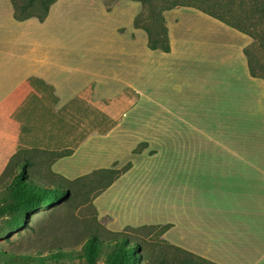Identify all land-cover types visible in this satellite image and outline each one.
Returning a JSON list of instances; mask_svg holds the SVG:
<instances>
[{"label":"crops","instance_id":"0c3cea01","mask_svg":"<svg viewBox=\"0 0 264 264\" xmlns=\"http://www.w3.org/2000/svg\"><path fill=\"white\" fill-rule=\"evenodd\" d=\"M141 10L138 0H115L110 6L103 0H55L42 22L17 21L10 1L0 0V175L20 150L49 153V172L67 181L116 171L93 200L99 217H111L106 229L114 233L140 224L133 218L118 224V216L110 209L100 213L96 201L109 194L128 209L151 199L142 193L160 190L133 180L141 166L128 161L141 155L137 148L151 136L163 161L202 163V175L206 170L209 178L232 177L257 188L264 177V169H258L263 159L243 154L241 139L227 138L206 118L212 112V120L228 121L219 111L238 107L231 97L240 79L251 88L264 87L248 74L242 49L250 38L195 8L176 7L163 12L169 51L151 50L145 31L133 27ZM249 110L255 125L247 137L263 145L264 92ZM209 147L217 152L205 153ZM120 163L130 166L120 171ZM252 169L263 171L259 176ZM186 210L155 222L169 223L174 247L211 264H240L239 255L250 264L260 261L262 256H248L253 252L241 243L240 254L228 256L201 241L195 213L187 205ZM178 231L185 237L172 236Z\"/></svg>","mask_w":264,"mask_h":264},{"label":"rangeland","instance_id":"374dc122","mask_svg":"<svg viewBox=\"0 0 264 264\" xmlns=\"http://www.w3.org/2000/svg\"><path fill=\"white\" fill-rule=\"evenodd\" d=\"M14 1L19 8L26 6V14L39 16L43 14V3L47 0ZM114 1L103 0L106 6H110ZM161 1L163 5H168L169 1L174 0H146L148 4L146 3L147 10L143 18V25L150 29H153V21L149 15L150 7L161 3ZM175 1L178 4L188 3L201 8H207L214 3L216 7L219 4L220 7L215 10L216 13L224 15L233 23H239L244 29L260 31L252 24V21L257 17L253 15V0ZM218 27L223 28L222 26ZM250 50L254 58L259 63L264 64V48L256 46ZM230 80L227 77V83ZM261 81L264 83L263 80ZM238 86L237 92L231 97L235 98L238 103L236 110H229L225 113L222 108L219 111L222 116L225 114L228 121L212 120L216 114L210 112L206 116L207 119L209 118L208 124L213 126L214 130L225 131L227 138L241 139L243 154L256 153L259 161L263 159L264 162V144L253 145V142L247 137L251 125H255L249 109L251 106L254 109L256 104L261 101L264 87L258 84L251 88L243 78L240 79ZM234 124L240 126L242 130L235 128ZM146 141L137 148L136 152L141 155L129 157L128 161L141 166L140 174L137 169L133 168L134 172L137 171L138 174L135 173L136 176L131 178L135 181H146L150 187L155 186L160 190L142 193L144 197L151 199L143 201V204L136 202L128 204V209H122L119 202L111 201L109 194L98 199L96 201L98 211L102 213L106 209L112 210L119 218L118 224L130 218L135 219V221L138 220L136 223L140 224V226L127 227L121 232L115 233L106 229V224L111 217H99L93 206V200L99 193L100 187L112 178L111 173L89 175L76 184L67 185L61 182L59 178L50 175L48 167L52 159L51 155L43 152H31L25 155L26 157H23L22 160L27 159L30 163L27 165L26 171L31 179L47 187L55 184L65 186L69 189L70 196L66 201L43 207L35 214H29L26 220L27 227L21 228L19 231L10 229L14 213L0 215V264H11L9 258H17L19 255H29L44 261L40 263L38 259H31L18 262V264H86L84 258L78 254L82 241L89 233L98 234L104 238V243L112 235L117 234L125 235L130 242L137 243L143 258L141 260L135 259L134 264H183L187 257L183 251L178 250L170 243L169 223L158 224L155 222L161 218L168 221L169 217L180 216L181 212L186 214V205L190 210L193 209L195 220L200 224L196 230L199 231L198 236L202 237L201 241L208 240L217 249L225 250L228 256L232 253L240 254L243 248L238 243H241L248 251L253 252L248 256L253 255L254 257L257 253V255L262 256L257 264H264V184H262L264 177L259 178L262 181L257 183V188L250 187L242 180L233 181L229 179L232 177H219L215 174L209 178L206 170L204 171L206 174L202 175V163L163 161L166 159L165 156L155 154L152 136L146 138ZM215 150L216 147H209L205 153L214 154L217 152ZM126 162L124 161L123 164ZM241 164L245 166V163ZM262 165L260 167L261 163L259 162L258 169H264V164ZM129 166H122L120 163V171ZM258 169L252 170L259 175L263 170L259 171ZM125 177L123 181L129 175L127 174ZM242 177L250 180L249 175H242ZM11 178L8 174L0 183V208L14 200L12 193H9L7 189ZM121 192L118 191V195L120 197L125 196L127 200L129 196L123 195ZM149 201L155 203L156 206L149 205L147 203ZM141 223L144 224L141 225ZM175 235L179 238L185 237L179 231L172 236L175 237ZM196 244L201 245L198 242ZM58 251H63L65 255L70 254L71 256H63L59 259L52 258V255ZM108 252L109 249L105 247L96 264H107ZM12 255L14 257H10ZM236 260L240 264H250L247 257L239 255ZM199 264L209 263L199 262Z\"/></svg>","mask_w":264,"mask_h":264},{"label":"trees","instance_id":"16d2710c","mask_svg":"<svg viewBox=\"0 0 264 264\" xmlns=\"http://www.w3.org/2000/svg\"><path fill=\"white\" fill-rule=\"evenodd\" d=\"M13 8V18L17 21H23L31 17L37 18L38 21L42 22L47 14L50 5L55 0H47L43 3V14L39 16L26 14V6L19 8L14 0H9ZM142 4L141 12L134 18L133 27L140 28L147 34V46L151 50H161L163 52L169 51V41L167 35V28L165 26V21L163 17V12L176 7H191L199 10L200 12L210 16L211 18L241 32L242 34L248 36L252 42L243 48V55L246 59V65L248 74L252 78H258L264 81V64L259 63V61L254 58L251 48L252 47H263L264 48V0H253L252 10L253 15L257 16L254 21H252L253 26L260 31H250L244 29L239 23H233L229 21L227 17L222 14L216 13V9L220 5L215 3L207 8H201L193 4H178L177 1H169L168 5H163L162 1L157 5L150 7L149 15L153 21V29L148 28L143 25V18L146 12V0H138ZM148 4V3H147ZM35 152L20 150L14 154L8 161L4 171L0 175V183L3 181L6 175L9 174L11 182L8 186L9 193L13 195V202L5 204L0 208V215L14 213V218L11 223L10 229L12 231H19L21 228L27 227L26 220L29 214H35L41 208L51 206L69 199L70 191L67 187L60 184H55L53 186H44L36 183L34 179L28 175L26 171L27 165H30L27 159L22 160L25 155ZM37 152V151H36ZM39 152V151H38ZM49 154L47 152H43ZM50 155V154H49ZM52 158V157H51ZM19 169V170H18ZM49 171V167H48ZM50 173V172H49ZM99 173H111L112 178L104 185L100 187L101 192L105 189L111 181L115 178V171H100ZM52 177H55L50 173ZM94 175V174H92ZM87 177V176H86ZM86 177L79 178L74 181H67L65 179L59 178L61 182L67 185L76 184L79 180H84ZM108 248L109 252L106 256L107 264H134V260H141L143 257L139 251V245L135 242H130L125 235L117 234L112 235L110 239L104 243V238L96 233H89L85 240L81 243L80 257L84 258L86 264H96L98 258L100 257L102 250ZM178 250H181L177 248ZM183 251V250H181ZM187 259L183 264H199V262H207L199 257H196L188 252L183 251ZM65 255L63 251H58L52 255V258L59 259ZM7 257V256H4ZM10 257H14L13 255ZM16 258V257H14ZM13 258V259H14ZM9 261L11 264H18V262L27 261L31 259H38V262L42 263L44 260L37 257H31L29 255H19L16 260ZM209 263V262H208ZM211 264V263H209Z\"/></svg>","mask_w":264,"mask_h":264}]
</instances>
